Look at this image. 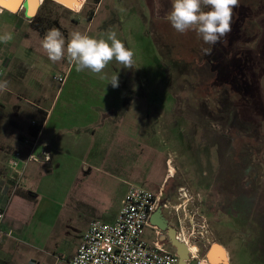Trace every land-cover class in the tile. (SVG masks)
<instances>
[{"label":"rangeland","instance_id":"rangeland-1","mask_svg":"<svg viewBox=\"0 0 264 264\" xmlns=\"http://www.w3.org/2000/svg\"><path fill=\"white\" fill-rule=\"evenodd\" d=\"M75 9L48 1L38 13L41 30L31 23V31L45 35L56 27L66 40L74 31L105 39L115 31L135 53L134 67L113 60L99 74L78 72L67 56L53 63L41 40L33 46L39 57L29 60L30 80L42 81L55 94L62 84L54 78L66 76L72 94L80 96L116 74L136 83L127 91L126 113L109 125L110 137L116 134L120 145L133 138L141 143L140 149L126 150L131 156L124 158L123 171L135 179L129 187L158 191L172 166L165 210L184 221L198 210L207 220L211 246L222 242L230 264H264V0H239L231 33L215 46L194 31L180 34L171 27L164 19L171 0H76ZM66 95L57 100L58 108ZM53 96L48 95L51 101ZM128 113L142 116L133 120ZM112 149L110 158L125 154L123 146ZM8 196L13 203L15 196ZM62 212L48 248L63 258L60 264H70L69 254L87 230L85 217L69 202ZM15 239L10 246L21 241ZM19 248L7 255L10 264L31 263Z\"/></svg>","mask_w":264,"mask_h":264},{"label":"crops","instance_id":"crops-1","mask_svg":"<svg viewBox=\"0 0 264 264\" xmlns=\"http://www.w3.org/2000/svg\"><path fill=\"white\" fill-rule=\"evenodd\" d=\"M48 1L57 4L54 0H38L39 5L32 16L29 0H21L15 11L0 6V36L11 33L13 37L7 43L0 42V82L7 81V89L0 91V206L7 208L1 230L0 264H10L7 255L12 248L19 247L18 251L22 248L21 252L32 259L29 264H60L63 258L57 259V251L49 250L48 243L55 235L67 203L77 214L78 210L81 211L78 215L85 217L83 231L88 229L93 220L113 223L119 215L123 199L132 187H129L130 183L135 182V179L127 178L123 171L127 160L124 158L131 156L127 154V149L131 152L130 148L136 145L140 149L141 143L133 138L120 145L116 134L110 137L109 125L121 113H126L123 109L127 91L134 90L138 86L136 83L121 75L118 77V87L113 88L109 82H94L90 85V91L80 96L72 94L68 80L54 94L42 81L29 78V60L39 57L33 46L44 37L32 32L30 24ZM65 92L67 95L58 108L57 100ZM50 94L54 95L52 101L48 97ZM33 114L36 116L29 121ZM128 114L133 120H140L142 116ZM35 130H38L36 136ZM24 139H32L37 143L36 155L40 160L30 162L16 193H34L36 199L29 201L16 195L10 204L12 198L8 195H12L15 184L10 160L13 153L20 150L23 157H28L30 149L21 143ZM14 143L18 146L12 145ZM113 145L123 146L126 155L115 154L110 158ZM44 153L49 155V161L44 159ZM119 156L122 158H117ZM163 179L159 184L163 186L160 189H164L174 179L172 166ZM83 181L87 182L84 185L86 187L81 186ZM12 204L11 216L8 217ZM175 222L179 227L184 226L186 219H174L169 211L159 209L150 219L145 240L151 243L156 239L157 232H161L160 238L167 249L178 254L170 243L171 233L173 236L181 233V228ZM183 232L186 234L187 230L184 228ZM16 237L21 238V241L15 247L10 246L11 243L15 244ZM6 238L12 240L7 242ZM218 243L230 264L227 247L222 242ZM77 249L69 254L70 264Z\"/></svg>","mask_w":264,"mask_h":264},{"label":"built area","instance_id":"built-area-1","mask_svg":"<svg viewBox=\"0 0 264 264\" xmlns=\"http://www.w3.org/2000/svg\"><path fill=\"white\" fill-rule=\"evenodd\" d=\"M55 80L63 85L66 76L55 77ZM21 143L30 151L27 158L23 157L22 151L14 152L11 157L10 167L15 180L12 196L21 187L28 164L40 160L36 155V142L24 139ZM44 159L49 161V155L44 153ZM169 204L164 189L151 191L132 186L122 201L115 222L94 220L90 223L71 264H179V256L167 249L160 238L161 232H157L156 239L151 243L144 238L152 215L159 209H168ZM6 211V207L0 206V240ZM180 228L177 239L189 250L186 263L210 264L207 255L211 233L207 220L196 210Z\"/></svg>","mask_w":264,"mask_h":264},{"label":"clouds","instance_id":"clouds-1","mask_svg":"<svg viewBox=\"0 0 264 264\" xmlns=\"http://www.w3.org/2000/svg\"><path fill=\"white\" fill-rule=\"evenodd\" d=\"M238 7L239 0H171V10L164 19L177 33L194 31L204 44L215 46L231 33L234 9ZM12 39L11 33L0 36L2 43ZM41 46L53 63L67 56L78 72L99 74L113 60L127 69L134 67L135 53L117 38L115 31L108 32L106 39L74 31L66 40L60 29L53 27L45 33ZM203 52L210 55L211 48H204ZM109 83L118 87V74ZM6 89L7 81L0 82V91Z\"/></svg>","mask_w":264,"mask_h":264},{"label":"water","instance_id":"water-1","mask_svg":"<svg viewBox=\"0 0 264 264\" xmlns=\"http://www.w3.org/2000/svg\"><path fill=\"white\" fill-rule=\"evenodd\" d=\"M54 1H57V0H54ZM62 3H64L63 0H58ZM21 0H16V1H12L10 3H7V2H4L2 0H0V6H3V7H6L8 8L9 10L11 11H15L18 7V5L20 4ZM38 5V0H29L28 2V6H29V9H30V16H32L36 10V7ZM174 233L176 232L175 229H171ZM177 233V232H176ZM173 247L177 250L178 252V256L180 258V263L182 264H186V261L189 259V250L187 248V246L180 242L178 239H177V235H174L173 236V233H171V242H170ZM216 247L217 249H220L221 246L220 245H212L210 247V250L208 252V259L209 261L211 262V264H222L224 263L225 261V255L223 252L221 251H217L216 254H214L213 257H211V251L212 249Z\"/></svg>","mask_w":264,"mask_h":264},{"label":"bare ground","instance_id":"bare-ground-1","mask_svg":"<svg viewBox=\"0 0 264 264\" xmlns=\"http://www.w3.org/2000/svg\"><path fill=\"white\" fill-rule=\"evenodd\" d=\"M2 1H4V2H7V3H10V2H12V1H16V0H2ZM40 1V0H39ZM64 1V3H62V2H60V1H58L57 0V3H59V4H61V5H63V6H65V7H67V8H69V9H74L75 8V4H76V0H63ZM39 5V4H38ZM217 251H221V252H223L224 253V255H225V258H226V254H225V251H224V249L221 247L220 249H217L216 247H214L213 249H212V251H211V257H213L214 256V254H216V252ZM224 264H228V261L225 259V261H224Z\"/></svg>","mask_w":264,"mask_h":264},{"label":"trees","instance_id":"trees-1","mask_svg":"<svg viewBox=\"0 0 264 264\" xmlns=\"http://www.w3.org/2000/svg\"><path fill=\"white\" fill-rule=\"evenodd\" d=\"M98 3H100V2H98ZM38 18H39V15H37L33 20H32V25H33V27L34 28H36V30H41L40 29V26H39V22H38ZM40 20V19H39ZM90 20H92V17H90ZM250 51V50H249ZM255 59V60H254ZM255 63L256 62H258V60L256 59V57H253V59H252ZM261 65V64H260ZM38 134V130H35V132H34V135L36 136ZM16 195V193L13 195V196H15ZM19 196H23L25 199H27V200H29V201H34L35 200V198H34V196H32V194L31 193H26V194H18ZM6 213H7V211H6Z\"/></svg>","mask_w":264,"mask_h":264}]
</instances>
